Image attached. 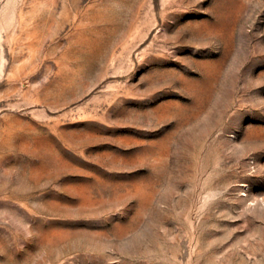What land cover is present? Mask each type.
Instances as JSON below:
<instances>
[{"label":"rangeland","instance_id":"obj_1","mask_svg":"<svg viewBox=\"0 0 264 264\" xmlns=\"http://www.w3.org/2000/svg\"><path fill=\"white\" fill-rule=\"evenodd\" d=\"M0 264H264V0H0Z\"/></svg>","mask_w":264,"mask_h":264}]
</instances>
